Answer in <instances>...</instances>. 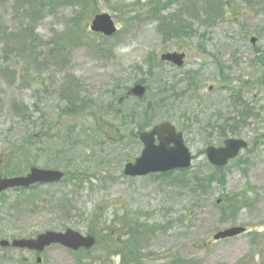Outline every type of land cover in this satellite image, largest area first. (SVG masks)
I'll use <instances>...</instances> for the list:
<instances>
[{"label":"rangeland","instance_id":"rangeland-1","mask_svg":"<svg viewBox=\"0 0 264 264\" xmlns=\"http://www.w3.org/2000/svg\"><path fill=\"white\" fill-rule=\"evenodd\" d=\"M104 13L113 37L90 31ZM176 27L190 36H169ZM183 51L181 69L161 61ZM135 84L147 87L142 102L125 98ZM243 103L258 117L237 134L226 119ZM165 121L183 133L191 169L123 178L141 153L136 130ZM235 135L249 150L221 171L208 168L206 148ZM20 148L26 156L14 164ZM0 154L4 177L31 167L66 177L3 195L0 240L64 230L96 238L87 254L52 246L42 264H264V0H0ZM200 181L211 184L201 194ZM234 226L249 232L213 243ZM133 246L138 262L128 258ZM116 249L123 253L113 257ZM22 259L35 264L32 253L0 248V264Z\"/></svg>","mask_w":264,"mask_h":264},{"label":"water","instance_id":"water-1","mask_svg":"<svg viewBox=\"0 0 264 264\" xmlns=\"http://www.w3.org/2000/svg\"><path fill=\"white\" fill-rule=\"evenodd\" d=\"M94 31L101 30L106 33H112L113 26L107 16H98L94 21ZM254 42V40H253ZM185 55H178L176 53L163 55L162 59L168 62L182 66V60ZM139 89L138 95L141 96L144 88ZM159 136L161 144L158 147L153 146V137ZM141 140L145 143L144 154L141 159L136 161V164L129 165L125 171L128 175H146L149 172H166L167 170L176 168H188L190 166V153L186 150L181 134H177L175 129L168 123L160 125L154 128L151 134H144L141 136ZM174 144V148H169L170 144ZM247 144L244 141L231 140L225 143L224 148L214 149L209 147L208 158L217 166H224L231 158L236 157L242 149H246ZM62 178V174L54 171H44L40 169H33L30 174L25 178H16L13 180H1L0 179V194L5 189L23 187L27 188L31 185L38 183L59 182ZM242 229H235L231 231H225L219 234L217 238L233 237L236 234L241 233ZM15 246L21 248H28L29 250H35L41 252L45 247L51 246V244L64 245L67 248L77 250L80 247L90 248L94 245L92 239H81V237L74 232L68 231L65 234H56L54 232H48L40 235L36 240L19 241L15 242Z\"/></svg>","mask_w":264,"mask_h":264},{"label":"trees","instance_id":"trees-1","mask_svg":"<svg viewBox=\"0 0 264 264\" xmlns=\"http://www.w3.org/2000/svg\"><path fill=\"white\" fill-rule=\"evenodd\" d=\"M215 8H216V10L214 11V13H217L218 15L222 16L223 15V10L222 9H217V6ZM190 29H191L190 27L182 28V29H179L178 27L172 28L171 30H173V31H172V33L171 32L169 33V36H174V37H178V38L187 37L189 35V33H190V31H189ZM244 108L245 109H244V113L243 114H236L237 116L230 117L228 122L234 121L233 123H236L238 119L243 121L244 117H248V116L254 115V110L252 108H250L248 104L245 105ZM21 154L26 156V150L23 149V148H20L19 151H18V154H16L13 158H22ZM134 255L135 254H131L129 258L132 261L136 262V260L134 259ZM135 256L138 257L137 255H135Z\"/></svg>","mask_w":264,"mask_h":264}]
</instances>
